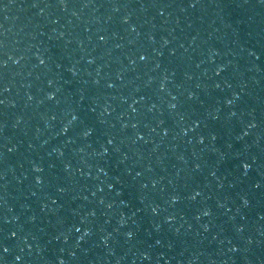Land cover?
<instances>
[{
    "label": "water",
    "instance_id": "water-1",
    "mask_svg": "<svg viewBox=\"0 0 264 264\" xmlns=\"http://www.w3.org/2000/svg\"><path fill=\"white\" fill-rule=\"evenodd\" d=\"M0 262L264 264V0H0Z\"/></svg>",
    "mask_w": 264,
    "mask_h": 264
},
{
    "label": "snow or ice",
    "instance_id": "snow-or-ice-1",
    "mask_svg": "<svg viewBox=\"0 0 264 264\" xmlns=\"http://www.w3.org/2000/svg\"><path fill=\"white\" fill-rule=\"evenodd\" d=\"M193 6H195V5L193 4ZM141 59H143V57H141ZM41 63H43V61H41ZM229 103H231V101H229ZM74 119H75V118H74ZM242 166H243V168H244V169H246V170H247V169H249V168L251 167V165H250L249 163H247V162L243 163V165H242ZM244 203H245V204H247V203H248V201H247V200H245V201H244ZM153 210L155 211V209H153ZM206 214H207V213H206ZM77 231H79V229H77ZM13 235H15V233H13ZM128 235H129V236H131V235H132V233H128ZM4 251H5V252H7V251H8V249H7V248H4ZM16 259H17V260H19V259H20V257H19V256H17V257H16ZM0 264H2V262H0Z\"/></svg>",
    "mask_w": 264,
    "mask_h": 264
},
{
    "label": "clouds",
    "instance_id": "clouds-1",
    "mask_svg": "<svg viewBox=\"0 0 264 264\" xmlns=\"http://www.w3.org/2000/svg\"><path fill=\"white\" fill-rule=\"evenodd\" d=\"M75 117H73V119H74Z\"/></svg>",
    "mask_w": 264,
    "mask_h": 264
}]
</instances>
